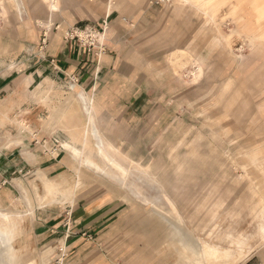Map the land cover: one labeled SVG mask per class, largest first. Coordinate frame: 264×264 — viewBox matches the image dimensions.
Returning a JSON list of instances; mask_svg holds the SVG:
<instances>
[{
    "label": "rangeland",
    "instance_id": "1",
    "mask_svg": "<svg viewBox=\"0 0 264 264\" xmlns=\"http://www.w3.org/2000/svg\"><path fill=\"white\" fill-rule=\"evenodd\" d=\"M20 1L21 6L18 0H0L4 76L27 69L34 52V44L5 43L28 37L27 4ZM163 5L167 12L157 36L135 49L138 65L149 73L153 101L142 120L91 109L93 98L68 79L31 84L28 77L19 96L0 97V156L17 150L34 164L35 149L58 145L50 173L37 168L32 175L26 169L14 173L20 193L0 204V214L11 215L12 233L10 250L0 247V264L73 262L75 253H57L56 244L44 248L20 239L39 216L59 214L80 198L119 206L116 222L101 238L91 239L97 249L85 264H264V115L257 109L264 93L251 91L248 78L205 91L210 68L205 74L195 60L210 43L213 52L222 50L239 65L264 53V0H170ZM35 8L30 39L37 41L40 26L52 22L39 18L40 8ZM256 34L259 40L252 45ZM245 54L250 55L245 59ZM79 125L89 129V147L75 130ZM64 142L85 158L91 154L99 166L80 164ZM98 144L127 168L126 178L98 153ZM51 179L59 183L54 202L46 185ZM168 199L184 215L201 251L211 248L214 258L202 259L197 252L194 258L186 234L158 211L174 216Z\"/></svg>",
    "mask_w": 264,
    "mask_h": 264
},
{
    "label": "crops",
    "instance_id": "2",
    "mask_svg": "<svg viewBox=\"0 0 264 264\" xmlns=\"http://www.w3.org/2000/svg\"><path fill=\"white\" fill-rule=\"evenodd\" d=\"M25 1V28L28 37H17L5 43L34 44V52L27 58V69L13 75H0V97L19 96L24 87L22 84L28 77H31V84L46 79L57 82L68 79L77 82L93 98L89 104L91 109L100 110L105 115L142 120L143 115L152 108L153 101L149 99V73L138 65L134 56L137 54L135 49L137 44H143L157 36V31L164 22L163 13L167 12L165 5L161 6L163 2L60 0L58 8L52 9L49 1ZM23 2L18 0L19 6ZM36 5L40 8L38 17L52 22V25L40 26L38 40L34 41L30 36L36 28ZM85 25L105 27L101 32L103 37L99 39L100 44L93 49L87 48L77 39L68 40L65 37L69 28ZM45 30L48 32V42L44 49H40ZM212 45L210 43L205 46L203 53L195 58L202 63L205 74L210 68L209 81L206 76L204 80L205 91H211L213 85L220 88L229 79L239 82L248 78L251 81V91L264 93V53L239 65L238 59L230 58L222 50L213 52ZM249 55L245 54V59ZM190 81L192 80L188 79ZM258 82L263 84L257 85ZM173 84L174 81L171 82V87ZM257 103L258 112L261 111V115H264V97ZM54 153L46 151L45 147L35 149L37 158L34 164L29 163L22 152L17 150L1 155L0 204L9 203L11 198L20 193L13 181L15 172L22 173L20 170L26 169L32 175L37 168L50 173L58 161ZM118 211L119 206L114 201L80 198L70 209L59 214L39 216L20 241L22 244L37 243L44 248L56 244L54 250L57 253H75L71 257L74 261L69 264H85L87 257L97 249L91 247L94 243L91 239L94 236L101 238L105 234L104 231L116 222ZM222 233L226 236V231L221 230V236ZM93 264L107 263L105 260H95Z\"/></svg>",
    "mask_w": 264,
    "mask_h": 264
},
{
    "label": "bare ground",
    "instance_id": "3",
    "mask_svg": "<svg viewBox=\"0 0 264 264\" xmlns=\"http://www.w3.org/2000/svg\"><path fill=\"white\" fill-rule=\"evenodd\" d=\"M162 1L163 2H166V1H169V0H162ZM184 1H187V0H184ZM59 2H60V0H50V6H51V8L52 9L57 8L58 5H59ZM1 21H2V18L0 16V22ZM257 39L259 40V36H257V34L255 36H253V35L251 36V43H252V45H256L255 42L257 41ZM239 56L240 57H243L244 55L243 54H240ZM197 68H198L197 69L198 70L197 72L198 73H201V68L202 67L201 66H197ZM46 81L47 80H45V81H42L41 80L42 83L43 82H46ZM78 129L82 133L81 139H82L83 146L85 148L86 147H89L90 144H89V129H88V127L86 125L85 126L79 125L75 130L78 131ZM63 147L65 149L71 150L72 153H73V155L76 157V159L79 161L80 164H87L89 166H95V167H98L99 166L98 164H96L94 161L91 160V154H89L85 158L83 156L85 153H83L82 150H79V149L73 147L68 142H64L63 143ZM97 147H98V150H97L98 153H100L102 156H104L107 159L108 162H111L114 166H116L119 169L121 176H125V175L128 174L127 173L128 172L127 171V168L123 167L122 165H118L114 161H112L110 159V157L108 156L107 152L103 149V147H101L100 144H98ZM139 171L141 172L143 170L140 169V167H139ZM144 172H145V170H144ZM125 178H126V176H125ZM119 179H121V178H119ZM121 181H122V179H121ZM46 185H50L52 187V189H53L52 190V197H51L52 200L50 202H54L56 200L55 198L57 197V193L59 192V191H57V186H59V183L57 181L51 179L48 182L46 181ZM167 201H168V204L170 205V208H171L174 216L172 217L171 215H169L168 213H166L165 210H162V209H160L158 211H159V213L163 214L165 217L170 218V221L173 222L178 227L179 230H182L186 234L188 240L190 241V243L193 244V246L195 248L193 250V252H194V258H196L195 252H197V254L202 259L207 258V257L208 258H214L215 257L214 255H216V254H215V252H213L211 250V248L210 249L206 248V250L204 249L203 252L201 251V244L199 242V239L197 238L196 234L192 230H190L189 227H187L186 222H185L184 215L177 209V207L175 206V204L172 201H170L169 199ZM154 204H155V202H154ZM10 218H11V215L10 214H6V213L0 214V247H4L5 248L4 252L7 251L6 250L7 248L10 250L9 243L12 240V233H11V230H10ZM186 251L189 252L190 250H186Z\"/></svg>",
    "mask_w": 264,
    "mask_h": 264
},
{
    "label": "built area",
    "instance_id": "4",
    "mask_svg": "<svg viewBox=\"0 0 264 264\" xmlns=\"http://www.w3.org/2000/svg\"><path fill=\"white\" fill-rule=\"evenodd\" d=\"M162 1V0H160ZM163 2V1H162ZM105 27H100L97 28L95 26L92 25H85V26H74L71 27L67 30L65 37L68 40H74L77 39L80 43H82L84 46H86L89 49H93L95 48L97 45H99V39L101 36V32L104 31ZM48 42V32L47 30L44 31L42 40H41V45H40V49H44L45 46L47 45ZM45 142V141H44ZM45 147V144H44ZM46 151H52L55 152L58 149V145L55 144V146H53V150L46 148ZM21 172H23V169L20 170ZM27 173L25 174H29L31 171L26 170Z\"/></svg>",
    "mask_w": 264,
    "mask_h": 264
}]
</instances>
